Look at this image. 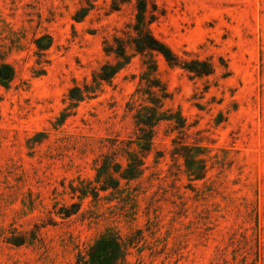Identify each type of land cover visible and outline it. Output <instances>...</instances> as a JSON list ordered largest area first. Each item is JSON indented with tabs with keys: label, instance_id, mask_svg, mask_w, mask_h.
<instances>
[{
	"label": "rangeland",
	"instance_id": "rangeland-1",
	"mask_svg": "<svg viewBox=\"0 0 264 264\" xmlns=\"http://www.w3.org/2000/svg\"><path fill=\"white\" fill-rule=\"evenodd\" d=\"M148 3L153 33L215 70L198 76L154 54L163 109L184 126L160 121L140 177L95 198L103 156L124 165L128 150L140 154L149 56L128 47L111 82L61 113L69 89L115 62L104 43L130 39L136 0H0V264H81L107 231L129 244L121 264H264V0ZM182 145L201 147L202 180L174 153Z\"/></svg>",
	"mask_w": 264,
	"mask_h": 264
},
{
	"label": "trees",
	"instance_id": "trees-1",
	"mask_svg": "<svg viewBox=\"0 0 264 264\" xmlns=\"http://www.w3.org/2000/svg\"><path fill=\"white\" fill-rule=\"evenodd\" d=\"M86 8L77 13L76 20L80 21ZM157 7L151 10L148 0H136V15L132 27L133 34L128 41L114 37L113 41H105L104 50L107 54L115 57V62H106L100 70L93 75L92 83H86L83 86L75 85L68 92L70 101L69 107L61 113L60 122L64 121L69 115V109L75 107L85 98L94 96L104 82H111L114 76L130 63L132 55L127 48L142 55L145 59L147 56V71L141 78L145 86L142 90L145 95V101L140 109L136 111L134 118L139 129L135 141L140 149V154L134 150H128L126 162L123 165L117 161L115 156L105 155L97 163L95 182L98 188H92L93 197H98L100 190L109 188L118 189L121 180L131 181L140 177L145 169V160L143 153L149 152L153 146V137L155 126L162 120L174 121L178 127L184 126V121L179 113H172L170 110H164L163 100L168 97V92L161 81L156 77V64L153 60L154 54L161 55L170 65H179L187 71L198 76L210 75L215 68L213 63L208 59H191L184 61L172 48L159 39L152 31L151 24L156 20ZM44 38L47 39L43 43ZM51 45V38L40 37L37 39V46L41 49H47ZM175 154L180 155L185 162L186 170L191 180H202L206 173V160L203 157V151L200 146L182 145L176 147ZM118 175V176H117ZM82 196L88 192L81 191ZM129 244L120 235L107 231L100 235L88 248L86 254L79 258L81 264H121L124 262Z\"/></svg>",
	"mask_w": 264,
	"mask_h": 264
}]
</instances>
